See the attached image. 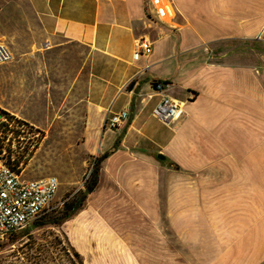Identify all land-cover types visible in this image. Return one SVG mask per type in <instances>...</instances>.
I'll list each match as a JSON object with an SVG mask.
<instances>
[{
  "label": "crops",
  "instance_id": "obj_1",
  "mask_svg": "<svg viewBox=\"0 0 264 264\" xmlns=\"http://www.w3.org/2000/svg\"><path fill=\"white\" fill-rule=\"evenodd\" d=\"M24 1L18 33L0 26V41L27 72L0 66L14 99L0 109L38 129L54 105L75 103L87 154L109 152L84 208L61 225L66 251L106 264L83 251L99 247L85 232L103 214L123 224L109 235L123 241L107 252L113 264H135L121 253L146 256L138 264H264V50L251 46L264 44V0ZM142 38L147 56L136 53ZM164 95L182 104L168 125L152 115ZM120 110L123 126L103 125Z\"/></svg>",
  "mask_w": 264,
  "mask_h": 264
},
{
  "label": "rangeland",
  "instance_id": "obj_2",
  "mask_svg": "<svg viewBox=\"0 0 264 264\" xmlns=\"http://www.w3.org/2000/svg\"><path fill=\"white\" fill-rule=\"evenodd\" d=\"M26 7L27 5L24 0L0 2V26L4 27V29H1V32L5 36L13 32V30L18 33V29H14V27H17V16L13 12L20 8L25 9ZM11 14H14V16ZM251 46L253 49L258 48V50H264V44ZM19 51L20 53L25 52V49L17 46L16 52ZM16 59L18 60L17 62ZM11 65L16 66V68L14 66L10 68L20 70L22 74L27 72L26 58L17 56L15 59L12 58L11 62L5 66ZM5 66H2V68ZM3 85L6 86L8 84H5L0 79V99L3 103L13 104V97L1 92ZM26 97L25 95L20 96L21 99H24V102L21 104L22 111L26 110ZM39 97L41 100L42 95ZM75 106V103H69L67 106L63 104L61 107L58 104L56 106L54 105L50 109L46 124L38 129L32 128L37 144L33 154L27 157V163L20 165L21 170L30 174L28 176L29 179H39L46 176H54L57 178L58 190L52 203L56 207L53 210L61 208V205H58L59 202H64L74 195L76 191L83 189V183L88 177L93 157H96L87 154L85 149H87L88 144L85 143L83 147L81 114L79 111L74 110ZM2 140L5 144H9L10 149L14 153L20 152L21 148L19 147L24 145L22 139H18L20 143H17L16 140L9 138L8 135L5 137L2 136ZM26 156L27 154L25 158ZM85 202L82 209L84 208ZM79 213L80 210L74 215H78ZM101 215L102 221L96 222L95 228L90 232H85L88 234V237L91 236L97 239L99 247L96 249H83L86 254L84 256L85 259H88L89 255H94L96 251L104 252L105 255H94L95 258H102L106 264H113V260L107 256V252L109 250H115L116 244L119 247L123 241L110 240L109 235L111 232L114 233L113 230H120L123 224L113 223L109 217L103 214ZM82 220L87 221L88 219L82 217ZM25 230L18 234L19 237L12 244L11 242H6L1 248L0 264H8L9 262L11 264L12 262L13 264H81L79 257H74L70 251H66L68 245L62 237L61 226L54 227L46 224L37 227L29 226ZM109 241L110 244L107 246L105 242ZM88 250H91L92 253L90 251L87 253ZM10 253L11 256L9 255ZM118 256H121V258H117L120 262H123V259H130L131 257L135 264L139 263L140 258L142 262L146 258L143 255L128 256L123 253Z\"/></svg>",
  "mask_w": 264,
  "mask_h": 264
},
{
  "label": "built area",
  "instance_id": "obj_3",
  "mask_svg": "<svg viewBox=\"0 0 264 264\" xmlns=\"http://www.w3.org/2000/svg\"><path fill=\"white\" fill-rule=\"evenodd\" d=\"M151 51L147 39L136 40V53L147 56ZM12 59L7 47L0 41V66ZM152 115L162 124L168 125L182 115V104L177 100L162 96L152 109ZM3 119H0L2 121ZM128 121V112L120 110L110 116H105L103 125L110 129H118ZM12 124H8L10 127ZM31 128V130H29ZM22 135L25 134L31 141L28 150L35 147V133L31 126L16 125ZM28 131V132H27ZM10 136V134H8ZM2 139L0 133V140ZM0 251L13 234H18L31 226L43 215L55 209L53 200L58 190V180L54 176L39 179H25L21 172H16L5 161V144L0 142ZM19 167L17 168H20ZM59 202L58 205H62Z\"/></svg>",
  "mask_w": 264,
  "mask_h": 264
},
{
  "label": "trees",
  "instance_id": "obj_4",
  "mask_svg": "<svg viewBox=\"0 0 264 264\" xmlns=\"http://www.w3.org/2000/svg\"><path fill=\"white\" fill-rule=\"evenodd\" d=\"M129 86V85H128ZM127 86V87H128ZM0 133L3 137L10 134L9 138L16 140L17 143H20L17 138L22 135L18 130L15 129L16 125H23L27 127V124L21 120H17L13 118V116L9 115L7 112L0 109ZM8 124H12L10 127ZM31 130V128L29 129ZM28 132V131H27ZM3 140L1 139L0 142ZM22 141L24 145L20 146V152L14 153L9 144L5 146V161L7 165L11 166L12 169H15L16 172H21V177L25 179H29L28 176L30 174L25 173L24 170H21L19 164L25 165L27 163V157L33 154V151L36 147L32 150H28L29 142L31 141L25 134L22 136ZM37 141L35 140V144ZM116 143L114 144L113 148H115ZM1 148V145H0ZM27 154L26 158L25 155ZM109 152H105L100 156L93 157V162L90 167V171L88 177L84 180L83 189L78 190L72 195L69 199L65 200L61 208L58 210H52L51 212L43 215L37 221H35L30 227H37L43 225H51L54 227H60L65 221H67L71 216H73L77 211L82 209V206L88 196L96 187L98 183V172H99V165L100 163L108 156ZM31 179V178H30ZM27 229V228H26ZM26 231V230H25ZM19 234V233H18ZM18 234H13L8 242L11 244L19 237ZM8 255V254H7ZM11 256V253L9 254ZM74 257H78V254L75 252L72 253ZM8 264H11L10 262ZM13 264V262H12Z\"/></svg>",
  "mask_w": 264,
  "mask_h": 264
},
{
  "label": "water",
  "instance_id": "obj_5",
  "mask_svg": "<svg viewBox=\"0 0 264 264\" xmlns=\"http://www.w3.org/2000/svg\"><path fill=\"white\" fill-rule=\"evenodd\" d=\"M157 158L162 159V156L160 154L157 155Z\"/></svg>",
  "mask_w": 264,
  "mask_h": 264
}]
</instances>
